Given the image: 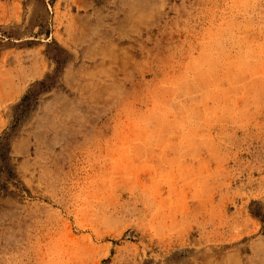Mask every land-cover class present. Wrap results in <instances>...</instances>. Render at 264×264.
<instances>
[{
  "label": "rangeland",
  "instance_id": "374dc122",
  "mask_svg": "<svg viewBox=\"0 0 264 264\" xmlns=\"http://www.w3.org/2000/svg\"><path fill=\"white\" fill-rule=\"evenodd\" d=\"M0 142V264H264V0H0Z\"/></svg>",
  "mask_w": 264,
  "mask_h": 264
},
{
  "label": "trees",
  "instance_id": "16d2710c",
  "mask_svg": "<svg viewBox=\"0 0 264 264\" xmlns=\"http://www.w3.org/2000/svg\"><path fill=\"white\" fill-rule=\"evenodd\" d=\"M45 85V84H44ZM26 101H29V99L28 98H26V99H24L23 100V103H26ZM11 140V136H7V140ZM3 140V139H2ZM0 150H3V152H2V154H1V156H0V158H1V160H2V162L4 163V166H3V168L5 169V170H7V174H8V176L10 177H12V176H14L13 175V173L11 172V171H8V165H9V161H10V152H11V145H10V142L8 143H6V144H4L3 142H0Z\"/></svg>",
  "mask_w": 264,
  "mask_h": 264
}]
</instances>
